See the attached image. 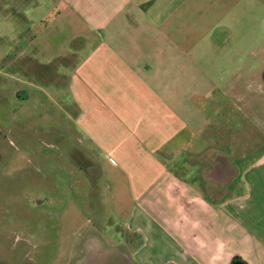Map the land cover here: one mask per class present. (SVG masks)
<instances>
[{
	"label": "crops",
	"instance_id": "0c3cea01",
	"mask_svg": "<svg viewBox=\"0 0 264 264\" xmlns=\"http://www.w3.org/2000/svg\"><path fill=\"white\" fill-rule=\"evenodd\" d=\"M220 1L62 0L87 20L71 31L82 38L69 55L75 123L126 180L136 264H264V149L240 156L230 147L236 167L222 181L206 139L219 121L231 125L235 109L217 106L215 80L230 78L217 64L236 56L234 25L220 19L235 6L223 13ZM241 107L264 139V106ZM206 184L229 193L212 199Z\"/></svg>",
	"mask_w": 264,
	"mask_h": 264
},
{
	"label": "rangeland",
	"instance_id": "374dc122",
	"mask_svg": "<svg viewBox=\"0 0 264 264\" xmlns=\"http://www.w3.org/2000/svg\"><path fill=\"white\" fill-rule=\"evenodd\" d=\"M228 2L235 13L220 19L234 25L236 56L217 64L230 78L215 81L217 106H235L233 121L206 130V139L215 140L212 155L221 156L222 181L237 161L230 147L240 156L264 149L241 110L247 99L264 106V0H221L223 13ZM63 6L62 0H0V264H136L132 251L141 239L125 230L126 180L75 123L69 55L82 38L71 31H85L87 20ZM210 151L199 161L201 173ZM206 186L212 199L229 193Z\"/></svg>",
	"mask_w": 264,
	"mask_h": 264
},
{
	"label": "flooded vegetation",
	"instance_id": "af4514ba",
	"mask_svg": "<svg viewBox=\"0 0 264 264\" xmlns=\"http://www.w3.org/2000/svg\"><path fill=\"white\" fill-rule=\"evenodd\" d=\"M262 75H263V78H264V73Z\"/></svg>",
	"mask_w": 264,
	"mask_h": 264
}]
</instances>
